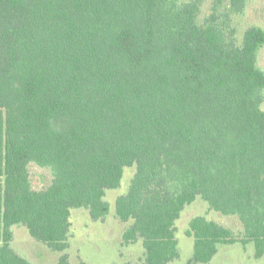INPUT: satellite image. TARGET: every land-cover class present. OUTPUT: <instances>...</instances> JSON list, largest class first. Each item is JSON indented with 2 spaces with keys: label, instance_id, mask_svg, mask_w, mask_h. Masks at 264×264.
<instances>
[{
  "label": "trees",
  "instance_id": "16d2710c",
  "mask_svg": "<svg viewBox=\"0 0 264 264\" xmlns=\"http://www.w3.org/2000/svg\"><path fill=\"white\" fill-rule=\"evenodd\" d=\"M204 1L0 0V264H33L16 225L70 264L72 210L105 220L106 191L133 165L116 216L144 264L180 257L177 220L198 197L243 231L193 218L188 264L237 241L264 255V27L239 40L251 0H214L201 20Z\"/></svg>",
  "mask_w": 264,
  "mask_h": 264
},
{
  "label": "rangeland",
  "instance_id": "374dc122",
  "mask_svg": "<svg viewBox=\"0 0 264 264\" xmlns=\"http://www.w3.org/2000/svg\"><path fill=\"white\" fill-rule=\"evenodd\" d=\"M214 0H205L200 19L209 13ZM238 29V39L250 25L264 27V0H251L242 15L234 17ZM259 65L264 69V48L259 53ZM264 109V102L262 104ZM6 112L0 109V244H2V204L1 192L4 181L1 162V127ZM33 184L37 189L50 182L49 172L34 168ZM137 171L136 165L124 169L120 186L106 191L105 200L110 204V212L105 220H93L88 210H72V231L70 247L66 251L70 264H144V246L142 241L125 244L123 233L130 223L122 222L116 216V201L128 192L131 181ZM197 216H203L231 228L236 234L243 231V225L234 215L226 216L209 208V204L198 197L188 204L177 220L176 237L179 242L180 257L168 264H188L194 252V237L187 234L190 222ZM12 246L33 264H58L63 253L50 250L35 240L23 225L14 227ZM253 241H237L233 244H221L216 256L207 264H264V255H255Z\"/></svg>",
  "mask_w": 264,
  "mask_h": 264
}]
</instances>
